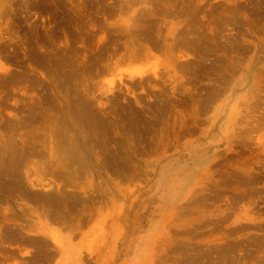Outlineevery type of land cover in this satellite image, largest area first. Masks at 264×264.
Masks as SVG:
<instances>
[{
  "label": "rangeland",
  "instance_id": "rangeland-1",
  "mask_svg": "<svg viewBox=\"0 0 264 264\" xmlns=\"http://www.w3.org/2000/svg\"><path fill=\"white\" fill-rule=\"evenodd\" d=\"M0 264H264V0H0Z\"/></svg>",
  "mask_w": 264,
  "mask_h": 264
}]
</instances>
